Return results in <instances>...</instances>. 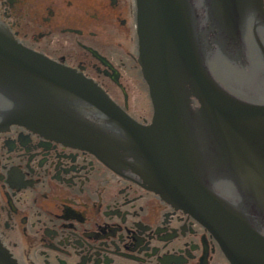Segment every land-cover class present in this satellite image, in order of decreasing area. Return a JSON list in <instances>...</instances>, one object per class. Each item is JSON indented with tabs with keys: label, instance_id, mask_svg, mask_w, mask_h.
Returning a JSON list of instances; mask_svg holds the SVG:
<instances>
[{
	"label": "flooded vegetation",
	"instance_id": "flooded-vegetation-1",
	"mask_svg": "<svg viewBox=\"0 0 264 264\" xmlns=\"http://www.w3.org/2000/svg\"><path fill=\"white\" fill-rule=\"evenodd\" d=\"M241 20L231 31L217 23L234 87L219 83L238 102L264 107V14ZM0 29L152 125L136 0H0ZM79 101L69 118L92 126L108 151L43 127L7 124L16 112L0 111V243L11 257L18 264H231L200 221L149 187L125 130ZM191 140L208 145L205 134ZM245 173H217L206 186L264 235L263 219L248 206Z\"/></svg>",
	"mask_w": 264,
	"mask_h": 264
},
{
	"label": "water",
	"instance_id": "water-1",
	"mask_svg": "<svg viewBox=\"0 0 264 264\" xmlns=\"http://www.w3.org/2000/svg\"><path fill=\"white\" fill-rule=\"evenodd\" d=\"M136 3L139 62L154 110L151 126L132 119L92 81L1 29L0 111L16 112L7 124L43 127L108 151L109 143L92 126L69 118V106L79 100L94 106L125 130L128 149L146 164L149 187L200 221L231 264H264V235L206 186L217 173L245 170L248 180L241 182L249 191L248 206L264 223V107L240 103L220 85L234 87L230 61L221 55L226 33L217 29L219 23L231 31L244 14L263 15V0ZM203 133L208 145L201 148L191 138ZM0 264H18L1 243Z\"/></svg>",
	"mask_w": 264,
	"mask_h": 264
}]
</instances>
